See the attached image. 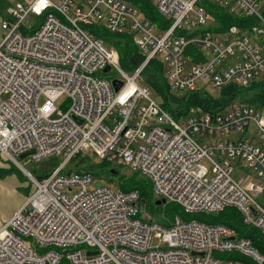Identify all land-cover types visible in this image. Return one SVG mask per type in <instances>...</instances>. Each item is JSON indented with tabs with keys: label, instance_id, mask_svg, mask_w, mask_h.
I'll use <instances>...</instances> for the list:
<instances>
[{
	"label": "built area",
	"instance_id": "2783aa9c",
	"mask_svg": "<svg viewBox=\"0 0 264 264\" xmlns=\"http://www.w3.org/2000/svg\"><path fill=\"white\" fill-rule=\"evenodd\" d=\"M150 1L168 20L164 29L128 0L8 5L1 19L0 152L18 164L26 152L30 161L63 159L30 174L34 192L0 227V264L264 263L250 238L199 218L233 207L264 235V105L191 107L176 119L143 83L152 59L164 64L176 93L219 96L228 84L264 82V0ZM217 6L254 22L210 29L224 25ZM31 14L40 20L29 24ZM91 25L130 33L144 60L125 70L118 50ZM108 65L122 77L105 76ZM115 79L122 80L119 90ZM85 150L141 172L158 199L181 212L164 225L142 213L139 190L115 191L95 184L92 171L69 170ZM247 166L256 173L245 183L235 173Z\"/></svg>",
	"mask_w": 264,
	"mask_h": 264
},
{
	"label": "trees",
	"instance_id": "16d2710c",
	"mask_svg": "<svg viewBox=\"0 0 264 264\" xmlns=\"http://www.w3.org/2000/svg\"><path fill=\"white\" fill-rule=\"evenodd\" d=\"M128 1L142 9L143 13L151 21L157 23L160 28L164 29L168 25V20H166L158 12L150 0ZM214 9H216V6ZM215 17L222 20L224 25L220 28L214 25L210 28L213 30H226L233 24H243V22L248 24L254 22L253 18L241 19L239 17L230 15L228 12L222 8L220 9L218 6ZM90 27L94 33L118 50L120 64L125 70L133 71L144 60V55L140 52L130 33L111 32L99 25H91ZM190 48L192 51H195L194 45H191ZM143 76L145 83L152 89V91H155L157 96L160 97V101L164 108L167 111H170V113L176 119H180L182 116L186 115L190 111L191 107H202L208 111H218L223 109L225 106L232 103L234 97L240 93H245L248 96V99L245 101H248L254 105H264L263 81L254 82L247 88H240L237 85L228 84L222 88L219 96H212L208 93L198 90L185 93H176L171 90V87L165 77L164 64L158 59H152L147 64L143 70ZM91 168L92 166H89L86 168V170L92 171ZM12 170L14 169H10L9 172H12ZM3 175L4 174H2L0 177ZM134 189L140 191L141 198L144 197L142 203L140 204L142 213L144 214L146 211L145 207H148V205L151 206L152 203L151 200L149 201L151 194H153L152 187L146 180L142 181L136 179V176L125 179L121 185V190L123 191H130ZM155 205L157 204L155 203ZM171 207L172 218L166 221L160 220L164 225H168L169 221H173L174 216L181 212L180 207L177 205L173 204ZM199 218L209 222L223 223L233 228L237 232L238 236L250 238L254 245L264 253V235H262L254 227L247 226L244 223L241 213L236 208H226L224 211H221L217 214H202L199 216ZM227 256L249 261L247 257L241 256L238 253H227ZM61 264L70 263L67 260H63Z\"/></svg>",
	"mask_w": 264,
	"mask_h": 264
},
{
	"label": "rangeland",
	"instance_id": "374dc122",
	"mask_svg": "<svg viewBox=\"0 0 264 264\" xmlns=\"http://www.w3.org/2000/svg\"><path fill=\"white\" fill-rule=\"evenodd\" d=\"M19 1L26 2L28 0H0L1 16H3L6 13V9L8 5H12V4L15 5ZM220 3H221L220 5H222L223 1H220ZM39 20L40 17L33 14H31L27 19L29 24L31 23L35 24ZM211 21L210 23H212ZM0 29L1 31H3L1 26ZM103 74L112 79L122 77L120 71L117 68H113L107 72H104ZM143 83L146 84L145 81ZM215 93L218 94L217 92ZM152 95L153 97H156L158 100H160V97L157 96L155 91L152 92ZM247 99L248 96L245 93H240L239 95L234 97L232 104L237 105L241 103V101ZM43 100L44 99L42 98L41 102ZM66 100H67L66 95H63L56 101V105L58 106L59 109H64L65 107L64 103L66 102ZM235 136L236 133L231 134V137H235ZM25 158H20V163L22 164L21 165L0 152V176L4 174L2 177H0V180L17 178L19 181L18 191H21L23 194H25V200H26L35 190V183L30 174L39 175V173L48 172L52 170L62 161L63 157H46L40 161H30ZM89 166H92L91 170L95 175V184L101 183L105 186L112 188L115 191H120L121 185L124 182V180L127 178H131L133 176H136V179L142 181L146 180L149 183V181L141 172H138L132 169L131 167L125 165L116 167L115 164L105 161L103 157L97 155L93 150L92 151L85 150L79 156L72 159L68 164V169L69 170L86 169ZM113 167H116L119 170V174L115 175L111 173L110 169ZM10 169H14V170H12V172H9ZM255 173L256 171L254 169L249 168L247 166L245 170L242 169L238 170L235 173V177L237 178L244 177L246 183L251 179L252 175ZM1 188H3L4 192L0 193V219L10 212L14 202L17 199V195L16 194L14 195L11 191H8L7 187L1 186ZM143 198L144 197L141 198L140 204L142 203ZM157 199L158 197L155 193L151 194L149 201L151 200L152 203L151 206L148 205V207H145L146 209L145 212L151 213L156 220H163V218L165 219V217H167L168 219L172 218L171 208L173 206L171 207V205L173 204H170V202H166L160 205H155ZM258 199L260 201H263L264 196H259ZM25 200L23 202H25ZM153 243L154 244L158 243V239L155 238L153 240ZM165 245L166 244H162V246Z\"/></svg>",
	"mask_w": 264,
	"mask_h": 264
},
{
	"label": "crops",
	"instance_id": "0c3cea01",
	"mask_svg": "<svg viewBox=\"0 0 264 264\" xmlns=\"http://www.w3.org/2000/svg\"><path fill=\"white\" fill-rule=\"evenodd\" d=\"M1 19H2V16L0 14V26H1ZM2 35H3V31H1V29H0V40L2 38ZM1 186L7 187L8 191H11L14 195L16 194L17 195V199L14 202L13 207L10 210V212L0 219V227H1V225H3V223L6 220H8L14 214L15 211H17L23 205V203H24L23 201L25 200V194H23L21 191H18L19 190L18 189L19 181H18L17 178H15V179H5V180L1 179L0 180V193L4 192L3 188H1Z\"/></svg>",
	"mask_w": 264,
	"mask_h": 264
},
{
	"label": "water",
	"instance_id": "95a60500",
	"mask_svg": "<svg viewBox=\"0 0 264 264\" xmlns=\"http://www.w3.org/2000/svg\"><path fill=\"white\" fill-rule=\"evenodd\" d=\"M109 69H110V65H108V66L106 67L105 70H109ZM113 83H114V85H115L116 90H119V88H120L121 85H122V80H120V79H115V80L113 81ZM30 153H31V152H26V153H24V154H21V158H25V157H26L28 154H30ZM110 171H111V173H113V174H115V175L119 174V170H118V169L111 168ZM98 184H99V183H98ZM155 203H156L157 205H160V204L166 203V200H165V199H157ZM149 219L151 220V218H149Z\"/></svg>",
	"mask_w": 264,
	"mask_h": 264
}]
</instances>
